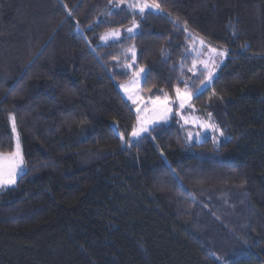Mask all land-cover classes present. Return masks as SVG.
Listing matches in <instances>:
<instances>
[{"label":"trees","instance_id":"1","mask_svg":"<svg viewBox=\"0 0 264 264\" xmlns=\"http://www.w3.org/2000/svg\"><path fill=\"white\" fill-rule=\"evenodd\" d=\"M200 40L228 56L204 90ZM140 67L144 99L187 84L223 139L175 113L132 141ZM10 117L26 171L0 192V264H264V0H0V154Z\"/></svg>","mask_w":264,"mask_h":264},{"label":"snow or ice","instance_id":"2","mask_svg":"<svg viewBox=\"0 0 264 264\" xmlns=\"http://www.w3.org/2000/svg\"><path fill=\"white\" fill-rule=\"evenodd\" d=\"M132 7H136L137 5H131ZM160 7L159 4H149V3H143L139 5V11L140 13H143L146 8L151 9V8H156L158 9ZM139 27V25L135 24L133 22V26L129 27L127 29L128 33H133L135 28ZM120 37V32L119 31H113L106 33L104 36H101V40L107 41L109 38H115L119 39ZM200 43L203 44L204 41L200 40ZM129 51L132 53V60H135V49H129ZM212 52H217V49L213 48L211 49ZM218 55L223 57L227 55L226 50L225 51H219ZM129 68L132 67V65H128ZM195 67V64L193 65ZM204 67L207 69V79L209 82L212 79L214 67H210L208 62H204ZM191 71V69H189ZM144 72V68L140 67L138 71L134 73L135 76L139 77L140 73ZM146 79V78H145ZM138 84V81H133L132 85L126 87V91H129V99L132 100L133 104H137L138 101H142L143 98L139 96V94H134L133 89L134 87ZM207 87V86H206ZM175 95L176 99L179 101L178 107L179 109H183L186 104L190 105V101L192 99V94L188 90L187 84H185L184 90L182 91L179 87L175 89ZM149 102L151 104V108L145 106L143 109L144 115H141L138 118V127H135L131 131V136L132 137H138L141 132H146L148 131V128L145 127L147 123H151L155 119H161L165 120L167 119L168 115L172 112V107L170 106L171 102L169 99V96L167 93H164L163 98L160 95L155 96L154 99L149 98ZM141 109L138 106L137 107V112H140ZM151 112L152 116H148L147 113ZM211 113H209V116ZM183 119V117H181ZM12 121V130L15 131V117H10ZM188 120H185V123H188ZM193 123H196V121H192ZM202 128L205 129H210L211 131H218L221 136L224 135L223 131H221L216 125L210 124V123H200L199 125ZM198 135V134H197ZM122 138V137H121ZM188 138L192 139V133H188ZM23 164V157L20 152L19 144H17L16 150L12 153L8 154H0V189L4 188L7 185H12L15 184L16 182V177L18 173L23 172V169L21 165Z\"/></svg>","mask_w":264,"mask_h":264},{"label":"rangeland","instance_id":"3","mask_svg":"<svg viewBox=\"0 0 264 264\" xmlns=\"http://www.w3.org/2000/svg\"><path fill=\"white\" fill-rule=\"evenodd\" d=\"M138 10H139V8H138ZM153 10L156 11L157 9L156 8H151V9L146 8L144 12L146 13L148 11H153ZM137 31H138V27L135 28L134 32L131 33V34L128 33L127 30H125V31H119L120 32L119 39L109 38L107 41L102 40V45H105V44L110 43V42H119V41H121L123 39L124 36H132V35L136 34ZM211 49H213V48H211L209 46H206L204 43L201 44L200 41H197L195 43V45L193 46V48H192V54H193V56L195 58V61H194L195 67L192 68V72H194V74H196V75L199 74V73H204L205 78L207 80V83H205V85L203 86L202 90H204L205 88H207L208 86H210L213 83V81H214V79H215V77L217 75L218 70L225 63V61L228 58L227 55L226 56H223V57L219 56L218 55L219 50H217V52H212ZM204 62H208L210 67H214L212 79H211L210 82L207 79V69H205V67H204ZM145 76H146V70H144L143 73H140L139 77L133 75V77L129 81V83H127L126 85L120 86V90H121L122 94L124 95V97L132 105H134L136 107V113L138 115V118L141 115H144L143 109L145 108V106H147L149 108L152 107L151 104H150V102H149V100L144 99L143 98V95H142V86H143V82H144ZM134 80L135 81H138V84L134 87L133 93L134 94H139V96L143 98V100L142 101H138L137 104H133L132 100H130L128 98L129 97V94H130L129 91H126V87L132 85V82ZM192 101H193V96H192L191 101L189 102L190 105H191ZM170 102H171L170 106L172 107L173 110L168 115L167 119H165V120L155 119L151 123H147L145 125V127L148 128V131L141 132L140 135L138 137H135V138L131 136V140L132 141H138L141 138H143L145 136H148L149 133H150V131L153 128H155V127H157V126H159L161 124H164V123L169 122V120L172 118V116L175 113L180 118L181 123H182V126L187 129V138H188V133L189 132L192 133V139H189L188 138L189 142L201 143L204 140V138H206V137H212L214 140H216L218 142H220L223 139V136H221L218 131L214 132V131H211L210 129H205V128H202V127L199 126L200 123H210V124H213L210 121L209 122H205V121L200 120L198 117H196L194 115L184 114V111L191 109V106H189V104H186L183 109H179V107H178L179 101L178 100H176V101L170 100ZM138 106L141 109L140 112H137V107ZM175 108H177V111H175ZM147 115L148 116H152V113L149 112V113H147ZM181 117H183V119ZM185 120H188L189 122L188 123H185ZM192 121H196V123H193ZM138 126L139 125H138V122H137L136 127H138ZM13 132H14V135H15V150H16L17 144H19L20 152H21V155L23 157L22 145H21V142H20V139H19V136H18V132L16 130V127H15V131H13ZM21 167L23 169V172L18 173V175L16 177L15 184L5 186L4 188L0 189V192L1 191H5L7 189H10V188L14 187L17 184L19 178L26 171L25 166H24V159H23V164L21 165Z\"/></svg>","mask_w":264,"mask_h":264}]
</instances>
